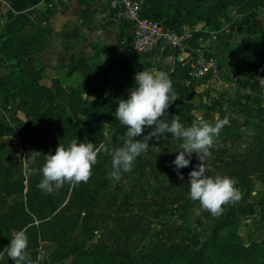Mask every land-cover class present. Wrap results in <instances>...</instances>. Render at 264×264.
Returning <instances> with one entry per match:
<instances>
[{"label": "rangeland", "instance_id": "1", "mask_svg": "<svg viewBox=\"0 0 264 264\" xmlns=\"http://www.w3.org/2000/svg\"><path fill=\"white\" fill-rule=\"evenodd\" d=\"M139 1L145 11L161 18L171 16L178 9H189L191 15L178 29L186 34L183 46L172 49L182 51L181 57L185 52H192L199 56L210 54L217 59L219 73L216 80H209L208 76L192 79L189 68L183 66L180 59L177 60L179 66L160 70L167 72L172 82H184L192 88L186 94H176L178 99L168 111L172 116L179 115L180 123L185 127L198 117L214 124L227 116L230 122L227 125L234 123L222 128L210 150L211 156L205 159L206 175H226L237 181L235 187L241 198L234 204L224 205V215L251 202L254 205L251 214L236 216V234L242 244L260 242L264 237V225L259 221L260 209L255 202L264 193V183L260 181L264 178V152L261 155L248 153L244 123L249 116L228 101L248 95L252 98L247 104H264V94L256 91V87L243 86L245 82L256 80L259 88H264L259 80L264 79V55L258 49L260 42H263L260 46L264 45V31L250 35L239 25L264 0ZM65 2L0 0V252H5L15 232L24 230L28 236L26 251L32 264H111L115 257L125 253L134 261L147 260L154 244L165 237L166 228L181 222L196 231L199 245L218 228L219 216L211 215L199 202L190 199L189 173L199 160L193 153L189 166L179 169L184 177L179 179L173 161L180 149L174 139L153 138L149 141L150 153L144 155L161 165L153 166L154 170L145 169L146 182L136 187L134 181L122 177V173L118 182L106 175L95 183L88 181L75 187L65 184L46 194L37 187L42 175L39 172L31 176L26 174L24 158L29 155L28 159H31L33 151L42 155L55 154L56 140L62 133L55 135L52 142L47 134L56 123L65 126L66 116L61 113L64 109L61 108L67 105V97L71 99L67 113L73 112L70 119L74 125L82 128L84 134L92 135L94 129H86L80 122L93 118L106 134L116 120L114 113L119 100H126L129 90L135 86L136 73L155 69L127 63L112 65L80 78L64 96L57 98L55 88L46 76L39 69L30 68L29 63L46 46L55 21L53 15L61 11ZM99 2L89 18L107 22L103 15L105 0ZM255 12H258L257 8ZM198 16L213 17L202 20ZM260 17L264 22L263 15ZM19 67L32 73L27 74ZM37 108L45 111L40 120H35ZM221 110L226 113L222 114ZM37 125L43 130L32 134L31 130ZM31 135L42 149L32 145ZM82 138L85 140L86 136L82 135ZM41 158L37 157L29 167L38 170L42 167L38 163ZM237 176L249 180L248 185H241ZM161 177L162 181L157 183V178ZM130 186L134 188L131 190ZM62 195L65 196L63 201L59 199ZM73 195V204L62 210ZM35 196L40 198L42 205L36 203ZM81 199L87 202L85 210L79 205ZM10 217L15 219V227L8 221ZM219 231L220 237L232 238L230 231ZM175 243V249H178V241ZM0 264L15 262L5 253Z\"/></svg>", "mask_w": 264, "mask_h": 264}, {"label": "clouds", "instance_id": "2", "mask_svg": "<svg viewBox=\"0 0 264 264\" xmlns=\"http://www.w3.org/2000/svg\"><path fill=\"white\" fill-rule=\"evenodd\" d=\"M259 80L264 84V79ZM176 99L178 98L167 72L156 69L142 70L136 73L135 86L129 90L128 98L120 99L115 109V118L126 128L122 138L123 146L97 147L91 142H78L74 138L67 147L59 144L55 154L42 155L33 151L31 159H28L29 155L24 158L25 172L30 176L39 172L42 179L37 187L42 192L51 194L65 184L75 187L80 183H87L91 178L92 168L97 163L98 153L103 150L111 157L109 178L118 182L121 174L131 172L136 159L148 152L150 140L167 139L166 134H170L173 139L181 141L180 150L173 161L179 179H184L179 169L189 166L193 153L199 160V164L189 173L190 199L199 202L203 210L218 217L223 213L224 205L234 204L241 198L235 187V179L226 175H206L208 169L204 163L205 159L211 156L210 150L215 146L222 128L229 123V118L225 116L224 119L210 124L198 117L190 126L185 127L180 123L179 115H176L172 116L169 122L164 117ZM145 128L151 131L143 135L142 139H138ZM39 156L44 157L42 167L38 170L30 168L29 164H34ZM27 248L28 236L24 230H19L13 234L5 252L15 264H32L27 255ZM5 252H0V259H3Z\"/></svg>", "mask_w": 264, "mask_h": 264}, {"label": "trees", "instance_id": "3", "mask_svg": "<svg viewBox=\"0 0 264 264\" xmlns=\"http://www.w3.org/2000/svg\"><path fill=\"white\" fill-rule=\"evenodd\" d=\"M264 1L260 2L254 7V11H250L248 16L241 20L239 23L240 26H244V32L250 35H254L258 31H264V26L261 25L260 21L257 19L258 14L255 12V9L259 6L263 5ZM143 16L148 18H153L162 21L167 27L178 30L180 28V24L188 18L191 13L189 9H178L175 10L171 16L161 18V16L143 11ZM214 16V15H213ZM213 16H198L199 19L207 20L212 18ZM214 23V20H213ZM120 28L127 26L125 22L118 23ZM215 28L218 29V25L215 24ZM238 30V27L235 28ZM123 37L121 32L118 33L117 40H123L122 43L117 41L115 44H102L96 48V51L101 49L112 50L115 46L125 45L129 37ZM258 44V49H260L261 53L264 55V45L260 46ZM182 64V63H181ZM140 65V64H138ZM137 66V65H136ZM144 66V65H141ZM146 66V65H145ZM179 66V62L177 60L173 61L172 68ZM184 66V65H183ZM186 67V66H185ZM171 68V69H172ZM184 68V67H183ZM21 71L31 74L32 71H24L21 67H19ZM100 70H94L93 72L86 74L84 76L90 75L95 72H99ZM83 76V77H84ZM243 86H248L251 88L256 87V91L264 94V88H259V84L256 80L251 81L250 83H246ZM173 91L175 94H186L191 91V86L189 84H185L184 82H180L174 80L172 82ZM252 96L248 95H239L235 99H231L228 102L231 105H236L239 108V111L242 113L245 112L249 118L245 121V133L247 135L246 142L249 144L247 146V151L249 154L251 153H259L260 155L264 152V104L254 102L255 106L247 104L248 100H251ZM71 99L67 97V101L65 102L67 105H62L63 110L61 113L66 116L65 126H60L59 123H56L55 127H50L48 132V137L50 138V142L54 139L55 135L62 133V137L60 139L57 138L56 145L59 144L67 147L70 142L76 138L78 142H91L95 144L97 147L100 145H109L110 147H121L123 146V137L126 132L125 126L121 125L120 122L116 119L112 126L109 128L106 134L103 133L102 127L98 124L93 118H88L87 121L80 122L87 128L94 129V134H84L83 129L74 125L72 120L70 119L72 114L67 113V109L70 107ZM34 103V102H33ZM57 105H61L63 103H56ZM57 105H54L56 107ZM66 106V109H65ZM237 108V109H238ZM222 114H225L226 111L221 110ZM35 120H40L42 118V114L45 113L43 109H35ZM70 115V116H69ZM92 117V115L90 116ZM167 121H171L172 115L167 110V116L164 117ZM195 119H193L194 121ZM230 123V122H229ZM234 123L231 122L230 125L224 126L225 128L233 126ZM39 130H43L40 126L34 127L31 131L32 134L36 133ZM151 131L149 128H145L144 133L138 139H142L143 135H147L148 132ZM252 133V135H249ZM82 135L86 136V139L82 138ZM167 139L171 138L170 134H166ZM71 139V141H70ZM231 139V138H229ZM29 140L32 145L37 146L39 149H42V145L36 142L33 135L29 136ZM176 145L179 147L181 141L175 140ZM179 141V143H177ZM37 143V144H36ZM252 145V146H251ZM43 153H48L46 150H40ZM148 154L150 152H147ZM144 153V154H147ZM246 153V152H245ZM49 154V153H48ZM141 154L133 164L132 171L129 173H123L124 178L130 180L132 179L133 185L139 186L140 184H144L145 169L154 170L153 166L161 165V162H155L148 158V156ZM39 165H43L44 157L38 160ZM159 163V164H158ZM157 169V168H156ZM111 172V157L108 156L103 150L98 153L97 163L92 168V175L89 180L90 183H95L100 181L106 175H109ZM135 173V174H134ZM240 178L243 186L249 181L245 179V177L237 176ZM163 177L157 178L156 182L160 183ZM260 181L264 183V178H261ZM248 185V184H246ZM134 187L130 186L132 190ZM262 198H260L255 204L259 205L260 209V223L264 225V193L262 194ZM65 196L62 195L59 197L60 200H64ZM35 200L37 204L42 205L40 198L35 196ZM75 200V196H69V199L63 205L62 210H66L67 207H70ZM87 202L85 199H81L79 205L81 209L85 210V205ZM253 204L251 202H246L240 206L239 209L229 212L224 215V212L219 216L218 228L213 229L210 233L208 239L202 241L199 245H197L196 231L192 228H189V225L185 222H181L180 224H174L168 226L166 228L165 237L163 240L156 242L154 244L153 251L149 254V259L134 261V259L127 257V253L123 256H117L114 258L111 264H264V237L260 242L250 241L248 244H242L236 234V216L239 213L243 214H251L253 212ZM224 209V208H223ZM10 223H13L14 227L16 226V221L14 218H9ZM1 224V221H0ZM220 229H224L225 231H230L232 233V238L227 239L220 237ZM65 235V233H64ZM176 241H178V249H175ZM6 253V252H5ZM27 264V262H25ZM80 264H88L86 262H82ZM95 264V263H94ZM98 264H103V262H99ZM109 264V263H104Z\"/></svg>", "mask_w": 264, "mask_h": 264}, {"label": "crops", "instance_id": "4", "mask_svg": "<svg viewBox=\"0 0 264 264\" xmlns=\"http://www.w3.org/2000/svg\"><path fill=\"white\" fill-rule=\"evenodd\" d=\"M66 0L60 12L53 15L52 33L44 49L34 56L30 68L39 69L55 88V95L62 97L77 80L94 70H104L112 65H146L159 70H170L182 51L159 44L149 51H136L127 43L112 50L96 48L102 44H115L118 33L129 37L131 28L89 18L99 0ZM107 0H105L106 8ZM104 12V11H103ZM262 16V15H260ZM261 25L264 26L261 17ZM264 17V14H263ZM98 18V16H97ZM101 19V18H98ZM209 41V39L207 40ZM120 43L123 40L119 41ZM211 44V42H209ZM209 45V44H208ZM25 67V66H24Z\"/></svg>", "mask_w": 264, "mask_h": 264}, {"label": "built area", "instance_id": "5", "mask_svg": "<svg viewBox=\"0 0 264 264\" xmlns=\"http://www.w3.org/2000/svg\"><path fill=\"white\" fill-rule=\"evenodd\" d=\"M144 9L139 0H107L103 12L107 22L118 24L125 22L131 28L127 45L136 51H149L159 44L169 48L182 47L186 34L183 31L167 27L162 21L142 15ZM257 14H264V4L257 8ZM185 52L180 58L182 65L189 68L192 79L199 80L208 76L209 80H216L219 73L218 61L210 54L199 56Z\"/></svg>", "mask_w": 264, "mask_h": 264}]
</instances>
